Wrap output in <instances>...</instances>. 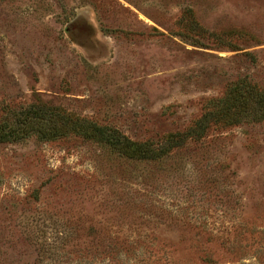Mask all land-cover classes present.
Here are the masks:
<instances>
[{"label":"rangeland","instance_id":"1","mask_svg":"<svg viewBox=\"0 0 264 264\" xmlns=\"http://www.w3.org/2000/svg\"><path fill=\"white\" fill-rule=\"evenodd\" d=\"M0 131V264H264V0H0Z\"/></svg>","mask_w":264,"mask_h":264},{"label":"trees","instance_id":"2","mask_svg":"<svg viewBox=\"0 0 264 264\" xmlns=\"http://www.w3.org/2000/svg\"><path fill=\"white\" fill-rule=\"evenodd\" d=\"M95 131L96 133H98L99 130L97 129ZM12 140H17V138H15V136L10 133H2L0 131V142H7ZM124 152L131 157H137L141 159L154 158V154H152L150 150L143 145L134 146L132 149L125 148Z\"/></svg>","mask_w":264,"mask_h":264}]
</instances>
